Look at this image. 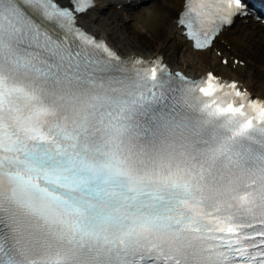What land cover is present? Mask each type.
<instances>
[{"label":"snow or ice","instance_id":"snow-or-ice-1","mask_svg":"<svg viewBox=\"0 0 264 264\" xmlns=\"http://www.w3.org/2000/svg\"><path fill=\"white\" fill-rule=\"evenodd\" d=\"M95 3L0 0V264H264V99L121 57L79 23ZM178 7L197 49L264 24Z\"/></svg>","mask_w":264,"mask_h":264},{"label":"bare ground","instance_id":"bare-ground-1","mask_svg":"<svg viewBox=\"0 0 264 264\" xmlns=\"http://www.w3.org/2000/svg\"><path fill=\"white\" fill-rule=\"evenodd\" d=\"M151 1H153L151 6L146 9V6L140 7L139 0H98L97 5L88 11L90 15L83 14L80 22L90 31L97 33L98 36L115 41L116 48H119L123 53H137L148 57L162 54L165 60L175 68L184 69L196 76L204 74L208 70H215L241 80L255 95L264 97V24L258 23L255 19L246 21L243 27L225 30L211 48L193 50L191 42L186 40L182 34V28L178 26L177 22L182 10V7H178V5L184 4V0ZM63 2L68 1L63 0ZM119 4L122 5V8L118 7ZM126 10L135 13L139 22L149 24L157 33L156 42L146 53H142L138 49L127 48L124 50L118 46L115 40L120 37L121 30L126 26L120 25L117 15ZM98 12L101 14H97ZM110 18L114 22L112 29L101 27V24L94 22V20H98L106 22L105 24L108 25L111 24ZM218 50L222 51L221 56L218 54ZM224 57L229 58L227 64L222 63ZM235 57L245 63L235 64Z\"/></svg>","mask_w":264,"mask_h":264},{"label":"rangeland","instance_id":"rangeland-1","mask_svg":"<svg viewBox=\"0 0 264 264\" xmlns=\"http://www.w3.org/2000/svg\"><path fill=\"white\" fill-rule=\"evenodd\" d=\"M151 4L152 3H146L144 5H146V9H149ZM108 15L109 13L107 16ZM117 16L119 18L120 25H126L123 30H121L120 37L115 38L118 46L124 50L127 48H130L131 50L138 49L142 53L149 51L152 45L156 42L155 37L157 36V33L152 29V27L149 24L139 22L136 18V14L130 10H126L124 13L122 12ZM109 20L111 21V24L108 25L105 24L106 22H100L98 20H94V22L95 24H101V27L104 26V28L112 29L114 22L112 21V18Z\"/></svg>","mask_w":264,"mask_h":264}]
</instances>
